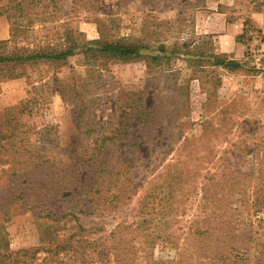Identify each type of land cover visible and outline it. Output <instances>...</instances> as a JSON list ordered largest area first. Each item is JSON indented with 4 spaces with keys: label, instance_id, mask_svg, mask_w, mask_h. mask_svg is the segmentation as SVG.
Here are the masks:
<instances>
[{
    "label": "rangeland",
    "instance_id": "obj_1",
    "mask_svg": "<svg viewBox=\"0 0 264 264\" xmlns=\"http://www.w3.org/2000/svg\"><path fill=\"white\" fill-rule=\"evenodd\" d=\"M69 13L67 6L64 14ZM79 14L70 19L69 25L83 39L101 37L96 22L99 18L103 19L107 39H146L155 47L149 56L135 61L100 59V72L90 71L84 56L78 55L63 65L40 63L23 67L18 71L26 76L0 81V110L19 104L32 94L39 100L45 97L40 103L47 108L33 121L38 128L50 123L58 129L59 146L47 145L44 152L48 154L62 157V151L71 143L91 150L99 143L115 142L110 153L126 155L128 147L124 148V144L138 146L130 147L129 153L134 166L131 175L139 186L131 200L109 208L110 211L92 209L85 201L77 207L63 203L61 210L74 209L81 224L93 228L83 235L104 242L118 223L133 219L141 205L140 197L152 186L150 181L156 179L162 184L158 175L164 165L176 158L184 159L186 153L194 150L191 165L199 169L197 186L184 204L186 210L178 219L177 231L174 228L176 243L156 237L161 227L152 226L155 243L149 250L137 242L138 255L150 254L156 262L172 263L185 245L190 251V264H205L198 260V249L188 238L191 220L215 205L211 196H202L201 186L224 176L226 186L220 192L226 193L231 177L238 172L253 176H238V187L246 181V190L228 195V201L230 205H243L244 215H249L247 220L255 224L254 230L260 231L257 220L262 212L254 210L253 190L259 182L258 170L264 157V0H98L94 13ZM9 26L8 19L0 16V42H5L7 50L19 45L33 47L58 36L55 25H45L19 33L17 40L10 42ZM160 43L167 52L160 54L159 65L152 55L159 54L156 46ZM235 44L232 54L221 50V46L232 48ZM216 56L234 59L241 66L229 69L215 65ZM55 77L58 81L53 82ZM46 80L48 89L31 88L30 82ZM85 82H92L93 87H88L91 90L81 86ZM88 98L95 102L87 111L88 125L76 128L73 114ZM142 106L155 109L158 122L153 123L154 127L139 119ZM89 127L93 131L90 135L82 133ZM102 134L112 139H104ZM39 138L33 136L32 141L45 143L54 139L49 134ZM247 145L260 148L245 154ZM162 204L154 201L149 205ZM6 230L10 249L42 244L36 219L29 211L13 216L6 223Z\"/></svg>",
    "mask_w": 264,
    "mask_h": 264
},
{
    "label": "trees",
    "instance_id": "obj_2",
    "mask_svg": "<svg viewBox=\"0 0 264 264\" xmlns=\"http://www.w3.org/2000/svg\"><path fill=\"white\" fill-rule=\"evenodd\" d=\"M97 5L98 0H0V16H5L10 23L11 38L7 41L17 40L19 33L35 31L36 27L45 25H55L58 34L56 39H49L47 43L33 47L19 45L12 50H7L5 42H0V81L26 76L23 71H18L20 68L40 63L63 65L78 55L84 56L85 63L93 72H100L97 64L100 59L129 62L149 56L155 46L146 39H107L102 29L103 19H96L101 37L95 40L81 38V33L70 27V19L74 15L94 13ZM67 6L68 15L64 14ZM57 26L61 27L60 30ZM156 47L159 54L152 55V59L159 63L160 54H165L167 48L161 43ZM213 58L215 65L224 68L241 66L234 59ZM56 81L58 78L55 77L53 82ZM30 84L32 89L50 87L47 80ZM81 86L93 87L92 82ZM94 86L97 88L98 84ZM44 101L45 97L39 100L32 94L19 104L0 110V264H190L189 250L185 245L181 246L179 257L172 263L156 262L150 254L140 257L138 251L140 244L150 250L155 243L153 231H150L155 226L161 227L156 237L176 243L178 219L186 210L184 204L188 196L197 186L195 178L199 169L191 165L194 150L186 153L184 159L176 158L164 165L163 172L158 175L164 186L156 179L150 181L152 186L140 197L141 205L132 220L118 223L106 241L92 240L83 233L92 232L93 228L81 224L74 209L62 211L61 204L73 203L77 207L85 201L91 204L92 209L110 211L109 208L114 209L131 200L138 193L139 186L131 175L134 166L129 153L130 147L137 149L138 146L124 144V148L128 147L126 155L118 151L110 153L115 142L108 145L99 143L91 150L71 143L62 151L64 157L48 154L44 148L50 143L59 146L56 142L59 133L54 124L47 123L38 128L33 121L42 113ZM94 104L93 98L81 101L80 110L73 114L76 128L88 125L89 119L85 118L89 107ZM139 110V119L154 127L153 123L158 122L155 109L147 110L142 106ZM92 132L89 127L82 133L90 135ZM48 134L54 139L45 143L32 141L33 136L41 140L40 135ZM102 137L108 136L102 134ZM244 148V153L248 154L260 146L247 145ZM240 175L249 177L253 173L234 174L226 193L220 192L226 186L224 176L222 180L216 179L201 186L202 196H211L210 200L215 205H210L208 213L192 219L188 231V238L198 249L200 262L264 264V157L258 170L259 182L253 190L256 199L254 210L262 212L257 220L260 231L254 230L255 224L247 220L249 215H244L243 205H230L228 201V195L246 190V181L238 187L240 181L237 177ZM154 201L163 204L149 205ZM24 211L35 217L42 244L10 249L6 223Z\"/></svg>",
    "mask_w": 264,
    "mask_h": 264
},
{
    "label": "crops",
    "instance_id": "obj_3",
    "mask_svg": "<svg viewBox=\"0 0 264 264\" xmlns=\"http://www.w3.org/2000/svg\"><path fill=\"white\" fill-rule=\"evenodd\" d=\"M8 34H9V32H8ZM221 50L224 51V52H226V53L232 54L236 50V44L232 48L231 47L230 48L229 47L227 48V47L221 46Z\"/></svg>",
    "mask_w": 264,
    "mask_h": 264
}]
</instances>
